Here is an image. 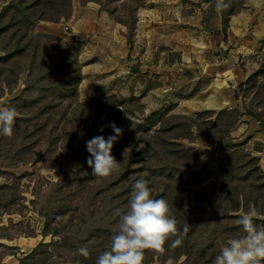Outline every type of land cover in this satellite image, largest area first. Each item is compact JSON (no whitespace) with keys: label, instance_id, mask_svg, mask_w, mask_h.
<instances>
[{"label":"rangeland","instance_id":"rangeland-1","mask_svg":"<svg viewBox=\"0 0 264 264\" xmlns=\"http://www.w3.org/2000/svg\"><path fill=\"white\" fill-rule=\"evenodd\" d=\"M10 1L0 0V10ZM145 1L150 0H98L109 17L107 28L98 32L96 16L81 10L93 1L67 0L65 17L24 22L20 46L26 51L14 59L4 52L20 35L12 39L14 28L0 30V57L5 58L0 63V108H15L25 128L24 134L0 136V264H96L110 249L140 178L147 181L152 198L168 202L183 237L176 248L169 240L162 254L146 250L143 264H213L228 240L244 236L236 224L241 215L255 213L254 223L264 225V189L255 193L249 187L264 173V127L246 114L264 119V37L245 42L215 31L205 35L199 24L178 21L176 10L139 11ZM225 2L222 23L240 9L239 0ZM40 9H28L32 19ZM181 11L187 17L194 9ZM46 12L49 17L56 13ZM14 14L6 11L1 22ZM62 19L69 24H56ZM115 23L124 29L116 31L111 27ZM257 25L264 33V16ZM52 26L56 35L47 32ZM57 45L58 53L65 47L69 54H52ZM53 56L54 61L76 57L82 74L77 106L69 99L56 105L61 114L41 109L39 102L30 108L35 89L24 92L32 75L28 68ZM24 93L27 98L19 100ZM39 107L40 116L25 121ZM113 123L123 130L112 150L120 168L108 177L93 176L82 140L115 135ZM42 125L44 131L37 133ZM185 125L191 132L187 138ZM228 152L233 157L224 159ZM252 158L257 162L249 165ZM211 159L232 169L223 174L228 187L247 178L243 186L225 197L214 185L216 176L209 174L217 171ZM250 171L255 173L248 179ZM185 225L189 230L183 234ZM80 248L88 249L87 258Z\"/></svg>","mask_w":264,"mask_h":264},{"label":"clouds","instance_id":"clouds-1","mask_svg":"<svg viewBox=\"0 0 264 264\" xmlns=\"http://www.w3.org/2000/svg\"><path fill=\"white\" fill-rule=\"evenodd\" d=\"M222 7V0H217V9ZM17 115L15 108H0V136L13 135ZM110 127L115 135L107 139L96 136L86 141L90 153L87 164L93 176L108 177L120 168L112 150L123 130L114 123ZM132 188L128 208L120 216L118 233L112 237L110 249L98 257L96 264H143L146 250L162 254L169 240L171 248L182 245L181 229L168 202L152 198L143 178L135 179ZM254 216L255 213H247L236 220V224L242 226L244 236L228 240L213 264H264V225L257 226ZM188 230L185 225L182 233L186 234ZM78 252L85 258L89 256L87 248H80Z\"/></svg>","mask_w":264,"mask_h":264},{"label":"trees","instance_id":"trees-1","mask_svg":"<svg viewBox=\"0 0 264 264\" xmlns=\"http://www.w3.org/2000/svg\"><path fill=\"white\" fill-rule=\"evenodd\" d=\"M88 1H93V2H98V0H85V2ZM69 4L67 2V0H53V1H44V0H29L28 3H23V0H11L7 5L3 6L0 10V30H10L11 28H14V31L11 33V37L12 39H14L16 37V34H19L20 36L16 39V45L12 46V48H10L9 50L5 51L4 53L9 54V56L11 55L14 58H18V56H21L22 54L25 53L26 49H25V45L24 46H20L21 40L24 38V36L26 35V27L24 25V22L29 21L30 25H33L35 22L39 21V20H47V21H52V20H57L60 19L62 17H65V13L67 12V10L69 9ZM30 8H41L40 12H42L40 15H38L36 18L32 19V13L28 12V9ZM51 10L52 12L55 11V15L53 16H48L46 15V10ZM9 10H13V12L15 13L14 16H11L10 21H7L6 23L1 22V18L4 15V13H6V11ZM19 13H21V15L23 16H18ZM31 14V15H30ZM29 25V26H30ZM227 26V19L223 20L222 23V29L223 31H225ZM2 28V29H1ZM44 38L49 39V36H42ZM9 38V39H10ZM10 42V40H9ZM133 41H132V32H129V37H127V44L128 45H132ZM60 48L59 45H57L52 52V54H57L60 56V54H62V57H66L67 54H69V51L67 48L62 47L61 48V52L58 53V49ZM1 49V48H0ZM35 49L37 50L36 47H34V51ZM3 50V49H1ZM36 58V55L34 56V59ZM5 60V58L0 57V63H3V61ZM43 60H39V62L37 63L36 67L34 69V66L31 65L28 69L31 70V74L30 77L27 78L26 83H25V90L24 92L27 91V89H29L31 86L32 88L30 89H35V93L34 91L30 94L29 97H33L34 101H31V103L29 104L30 108H34V106L37 105V103H43L44 106L41 108H47V107H51L52 110L57 113V114H61L59 111H57L58 109H56V105H61L62 103L65 102L66 100H71L74 102V104L77 106L76 103V91H77V87L78 84L81 80V71H80V67H78V61L76 60V57H73L72 60L70 61H64L61 59H56L54 61V56L50 57L49 59H47L46 61L42 62ZM18 63V61H17ZM16 63V64H17ZM2 67V66H1ZM14 71L15 68L13 69ZM14 71L12 73H14ZM34 73V75H33ZM71 74H73L72 76H70ZM252 77L255 76V74L251 75ZM49 78L52 79L51 83H48V81L50 80ZM251 78V77H250ZM5 87L7 89H10V81L8 76H5ZM49 79V80H48ZM43 81H46L44 84H41ZM46 92L45 96L43 94V92ZM27 95L21 94L19 96V100H23ZM39 96L40 99H37L36 97ZM48 98L50 99V101L48 100ZM46 99L47 101H49L50 103H46ZM55 99L60 100L58 102H56L54 104ZM25 101V100H24ZM70 103V102H69ZM40 109V107L38 108V110L40 111H33L32 112V116L28 117L27 119H25V121H29L30 119H34L37 118L38 116H40L42 110ZM223 113H219L218 116L222 115ZM246 114H249L251 116H254L258 119V121L260 122L261 126L264 127V119H261L259 117V115L257 114H252L249 112H246ZM15 121L20 122L19 125H16L17 129L13 130V135H17L16 131H18L19 133L23 132L24 134V127H21L20 125H23V119H16ZM45 128L44 125L40 126V128L38 130H36L37 133H42L40 131H44L43 129ZM147 128V127H146ZM27 131V130H25ZM185 132L186 135L185 137L187 138L191 132H190V126L188 127V125H185ZM18 133V134H19ZM188 135V136H187ZM28 136H29V131H28ZM150 136V135H148ZM20 138H18L17 140H20ZM14 140V139H13ZM86 141L82 140V145L85 143ZM146 150V145L144 144V146L142 147ZM143 150V149H142ZM73 155L76 154L78 151L77 149L72 150ZM185 153V152H183ZM229 154L225 155L224 159L227 158H231L233 157V153L232 152H228ZM187 154V153H186ZM118 159V158H117ZM210 163H213L214 166L216 167L217 171L214 173L213 171L209 172L210 176H216L214 179V185L217 187V189L221 192H226V196L230 193V192H235L236 190H238L239 186H243L240 184H244L245 180H247V178L243 179V178H238L237 180V187L236 188H230L228 187V184L230 183L229 180L225 179L223 177V174H227L228 172H231L232 169L227 167L224 168L222 163L220 164V162H218L216 159H211L209 161ZM257 162V158L255 159H250L248 160V164H255ZM218 163V164H217ZM257 169V167H256ZM201 172V171H200ZM253 173H255L254 171H250L248 174V179L250 178V176L254 175ZM182 175V172H181ZM258 179H262V181L260 182V184H257V180ZM235 181V180H234ZM249 187L253 190H251V192H257L259 189H264V173H262L261 175L256 177V180L252 181L249 183ZM236 189V190H235ZM258 193V192H257ZM239 195V194H238ZM241 199H245V196L241 195ZM198 202L200 200H197ZM226 214H228L227 212L225 213V217ZM264 214V212H263ZM255 222V221H254ZM212 243V242H211ZM199 257L201 256L202 253H198ZM201 258V257H200ZM205 264V263H204Z\"/></svg>","mask_w":264,"mask_h":264},{"label":"crops","instance_id":"crops-1","mask_svg":"<svg viewBox=\"0 0 264 264\" xmlns=\"http://www.w3.org/2000/svg\"><path fill=\"white\" fill-rule=\"evenodd\" d=\"M222 3L224 7L218 10L217 0H150L145 1V4L139 7V11L176 10V18H178V21H183L190 26H194L196 23L199 24V27L203 29L205 35L210 31H215L222 34L223 37L225 36V38L229 36L226 34H230L237 40H239V38H245V42L258 41L261 37H264V33H259V26L257 25V21L264 16L262 14L264 12V10H262L264 7V0H239L240 5L238 4L239 6L237 8L240 9H236L226 15L227 26L225 31L222 29V19L225 16L224 14H226L224 8H227L228 4L225 0H222ZM192 9H194V11H192L190 15H187V17H183L181 14V10ZM81 10L82 13H92L96 16V27L98 32H102L107 28L106 22L109 17L105 10L100 9L99 3L88 2L82 6ZM69 22L70 20L67 21L62 19L60 23L56 24L65 23L66 26ZM111 27L116 31H122V29H124L123 26L118 23L111 24ZM53 28L56 29L52 26L51 29L47 31L48 34L56 35ZM101 28H103V30H101ZM121 43L124 44V40H122Z\"/></svg>","mask_w":264,"mask_h":264},{"label":"water","instance_id":"water-1","mask_svg":"<svg viewBox=\"0 0 264 264\" xmlns=\"http://www.w3.org/2000/svg\"><path fill=\"white\" fill-rule=\"evenodd\" d=\"M236 97H238V94H236Z\"/></svg>","mask_w":264,"mask_h":264}]
</instances>
